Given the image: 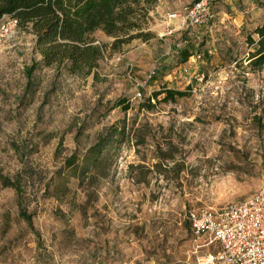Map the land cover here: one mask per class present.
I'll list each match as a JSON object with an SVG mask.
<instances>
[{
	"label": "rangeland",
	"instance_id": "374dc122",
	"mask_svg": "<svg viewBox=\"0 0 264 264\" xmlns=\"http://www.w3.org/2000/svg\"><path fill=\"white\" fill-rule=\"evenodd\" d=\"M203 1L159 0L156 36L108 49L90 76L44 65L20 26L0 40V264H192L218 250L188 215L264 185V67L247 41L264 0L193 10ZM164 88L188 95L152 106Z\"/></svg>",
	"mask_w": 264,
	"mask_h": 264
},
{
	"label": "trees",
	"instance_id": "16d2710c",
	"mask_svg": "<svg viewBox=\"0 0 264 264\" xmlns=\"http://www.w3.org/2000/svg\"><path fill=\"white\" fill-rule=\"evenodd\" d=\"M159 0H0V19L11 16L18 20L19 26L31 31L36 38V47L46 66L55 67L58 72L75 76L96 74L99 62L106 51L120 49L135 39L148 41L156 34L150 28V12ZM102 32L112 40L107 43L97 37ZM247 41L252 51L249 65L264 67V24L255 28ZM34 68L27 71L29 77ZM164 94L163 98H160ZM187 92L164 88L154 92L148 99L175 102L187 96ZM124 100L118 101L122 106ZM151 106V107H152ZM127 109V106H126ZM121 128L110 133V139L91 146L88 153L95 154L92 163L82 164L83 177L90 165L99 161L105 148L118 137ZM73 159L71 158L70 162ZM72 164V163H71ZM80 178V177H79ZM7 185L20 190L18 182L6 179ZM21 216L33 226L32 216L21 209Z\"/></svg>",
	"mask_w": 264,
	"mask_h": 264
},
{
	"label": "built area",
	"instance_id": "2783aa9c",
	"mask_svg": "<svg viewBox=\"0 0 264 264\" xmlns=\"http://www.w3.org/2000/svg\"><path fill=\"white\" fill-rule=\"evenodd\" d=\"M206 1L193 10L204 7ZM177 17V13L170 14L168 26ZM189 17L183 21L186 23ZM18 26L16 18L4 19L0 23V40ZM188 219L196 238L204 239L206 245L218 246L214 252L197 255L192 264H264V185L245 200L229 202L218 210L194 208Z\"/></svg>",
	"mask_w": 264,
	"mask_h": 264
}]
</instances>
